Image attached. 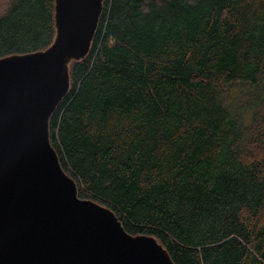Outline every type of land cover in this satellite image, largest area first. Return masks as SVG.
<instances>
[{
    "label": "trees",
    "instance_id": "obj_1",
    "mask_svg": "<svg viewBox=\"0 0 264 264\" xmlns=\"http://www.w3.org/2000/svg\"><path fill=\"white\" fill-rule=\"evenodd\" d=\"M103 6L49 122L79 196L176 264H264V0ZM55 37V0H0V58Z\"/></svg>",
    "mask_w": 264,
    "mask_h": 264
},
{
    "label": "water",
    "instance_id": "obj_2",
    "mask_svg": "<svg viewBox=\"0 0 264 264\" xmlns=\"http://www.w3.org/2000/svg\"><path fill=\"white\" fill-rule=\"evenodd\" d=\"M103 3L55 0L52 45L0 58V264H176L156 237L81 198L51 143L70 63L89 53Z\"/></svg>",
    "mask_w": 264,
    "mask_h": 264
}]
</instances>
